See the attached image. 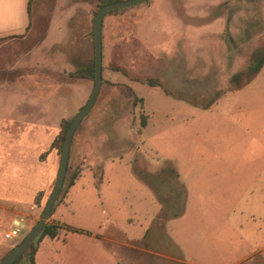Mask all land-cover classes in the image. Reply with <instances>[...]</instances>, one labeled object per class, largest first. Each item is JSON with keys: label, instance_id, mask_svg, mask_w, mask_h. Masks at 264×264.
I'll return each instance as SVG.
<instances>
[{"label": "rangeland", "instance_id": "obj_1", "mask_svg": "<svg viewBox=\"0 0 264 264\" xmlns=\"http://www.w3.org/2000/svg\"><path fill=\"white\" fill-rule=\"evenodd\" d=\"M96 10L83 0H34L24 34L0 41L7 143L0 199L27 206L32 198V226L58 171L60 152L50 145L60 122L92 91V80L69 74L93 61ZM101 37L102 85L69 149L68 164L81 175L67 205L52 211L71 231L65 245H48L42 264H114L105 246L120 264H225L242 254L236 223L245 221L249 188L264 177V64L243 88H228L230 75L264 45V0H146L107 12ZM135 78L157 79L169 93ZM218 89L225 93L201 108ZM167 165L180 179L154 177ZM251 203L257 210L255 196ZM28 230L5 242L0 259ZM92 235L105 237L104 245L88 241Z\"/></svg>", "mask_w": 264, "mask_h": 264}, {"label": "crops", "instance_id": "obj_2", "mask_svg": "<svg viewBox=\"0 0 264 264\" xmlns=\"http://www.w3.org/2000/svg\"><path fill=\"white\" fill-rule=\"evenodd\" d=\"M28 1L29 0H0V38H9L10 36H20L24 34L30 20L28 14ZM86 3L90 5L91 9H94L97 6L96 0L86 1ZM145 117H146L145 118V125H146L147 116L145 115ZM1 132L2 134L0 136V187L1 185L3 186L4 181L6 180V176L4 174V165H5V150H6L5 148L7 143L5 142L3 126L1 127ZM11 146L12 147L10 148H14L13 144ZM176 173H177V179H180V174L177 171ZM80 175H81V170L77 175L76 179L74 180L73 184L67 188L62 199L56 204L57 205L56 208H60L61 206L67 205L66 198H67L68 190L74 185L75 181L79 178ZM19 176L18 179L20 178ZM13 178L15 179V177ZM261 180L262 182L259 186L250 187L248 190L247 193L248 197L245 199L246 205H248L245 211L246 212L245 221L240 222L241 220L238 219L236 223V227L238 229V232L240 233L239 239L242 241L241 242L242 245L244 244V246L246 245L247 247L244 249L242 254L240 253L239 255L238 252L237 257H234L232 260L228 261L225 264H243L247 259L254 260L256 255L262 257V264H264V177H261ZM254 196L256 199L255 204L257 210L252 208L251 205ZM1 197L4 196L0 195V198ZM236 212L237 211H233V213ZM32 213H33L32 198H31V202H29L27 206H24V204H22V202L19 199H16L14 196L7 197L6 199L4 198L0 199V236H1L0 249L1 247L4 246L6 242L5 240L2 239V234L5 230L17 224L23 225L22 230L30 229L32 227V219H34L32 218L33 215ZM241 213L242 212H239V214ZM46 222L64 226L58 221L57 217L53 213H51V215L48 217ZM66 231H70V230L61 229L56 238L42 237L39 240V242L36 245V250L34 254V264L44 263L48 245H53L52 244L53 242H58L60 243V245L66 244L64 238ZM147 232L148 229L144 231V233L142 234L143 237H146ZM88 238H89L88 241H90L91 243L98 242L102 246L104 245L105 237L97 238L96 235H92L91 237ZM44 244H46L47 246H44ZM103 248L105 249V251L102 255H104V257L107 258L106 259L107 261H110L111 263L114 264H120L116 255L113 252H111L108 247L105 246ZM50 249H52L53 252L59 253V249L56 246H50L49 250ZM58 261L61 263L65 262L60 257H58ZM91 261H93V258H91ZM183 262L184 264H203L200 263V261H198L196 258H189L188 261H183ZM46 264H51V262L49 263L48 261L46 262Z\"/></svg>", "mask_w": 264, "mask_h": 264}, {"label": "trees", "instance_id": "obj_3", "mask_svg": "<svg viewBox=\"0 0 264 264\" xmlns=\"http://www.w3.org/2000/svg\"><path fill=\"white\" fill-rule=\"evenodd\" d=\"M33 1L34 0H29L28 1L29 19L31 18V11H32V3H33ZM83 1H90V0H83ZM117 1L118 0H96L97 9L100 8L103 5H106V4H109V3H113V2H117ZM96 12H97V10H96ZM96 12H94V17L96 15ZM111 12H115V10L114 11H110L109 13H111ZM93 21H94V18H93ZM30 24H31V20H29V23H28V26L26 27V30L30 26ZM17 37H19V36H10L9 38H17ZM3 39H6V38H0V41L3 40ZM263 64H264V45L261 46L258 49L253 50L251 52L250 57H249V61H248L247 65L245 66V68H243V69L233 73L232 75H230V77H229L230 87L228 88V91L239 90V89L243 88L245 85H247L248 83H250L254 79V77L258 74V72L262 68ZM114 69L118 70V68H114ZM69 75L72 78H78V79L79 78H86V79H90V80L93 81V79H94L93 61H92V63L90 65L81 66V67L76 68ZM134 80L135 81H140L141 83L147 84L149 86L160 87L163 91H165L166 93H169L168 89L166 87H164L161 84V82H159L157 79L146 78V79L142 80V79H139V78H135ZM224 93H225L224 90H221V89L216 90L213 93L212 96H210L202 105H200L201 108H203V109L209 108ZM131 95H132V98H133V102L142 101L140 98L135 96L132 92H131ZM145 118L146 117H145V115L143 113L140 114V127L141 128H143L145 126ZM71 120H72V118H70V119H62L61 120V122H60V131H59V133L57 134V136L55 137V139L52 141V143L50 145L51 148H57L60 153H61V148H62L63 140H64V137H65V133H66V130H67ZM80 170H81V168L79 166L71 167L67 163L63 184H62L60 193H59L57 199L55 200V203L53 205L51 213H52L54 207L56 206V204L63 197V195L66 192L67 188L70 185L73 184V182L76 179L77 175L79 174ZM154 177L156 179L160 180V181H164L167 178H175V179H177V173H176V170L172 166L167 165L164 168H160L159 171L156 174H154ZM42 195H43V193L41 191H39L35 195V197H34L35 204H39ZM180 198H181V191H175L173 193V195H171V203H175V204L178 203ZM51 213H50V215H51ZM165 213L166 212L163 213V211H162V212L159 213V216H161V214H165ZM176 215H178V213L174 212L172 217L176 216ZM61 229H66V230H70L71 231V229H69L67 227L60 226V225L53 224V223H49V222H45L41 232L35 237V239L29 245L27 250L15 262H13L12 264L20 261L22 258L24 259L22 264H34V254H35V250H36V245L39 242V240L42 237L56 238L58 236V234H59ZM6 254H4L1 257V259Z\"/></svg>", "mask_w": 264, "mask_h": 264}, {"label": "water", "instance_id": "obj_4", "mask_svg": "<svg viewBox=\"0 0 264 264\" xmlns=\"http://www.w3.org/2000/svg\"><path fill=\"white\" fill-rule=\"evenodd\" d=\"M145 0H122L113 3H109L101 6L97 9L96 15L94 17L92 26V36H93V66H94V79L92 91L85 102V104L80 108V110L72 117V120L66 130L65 137L63 140L59 167L54 180L51 192L46 200V203L40 213L39 218L34 223V225L28 230L20 242H18L1 260L0 264H12L16 261L33 242L35 237L41 232L45 222L47 221L55 200L57 199L66 172V167L68 163L69 149L74 132L80 122L86 117L90 109L92 108L95 100L98 96L102 85V21L103 17L107 12L120 10L127 7H132L143 3Z\"/></svg>", "mask_w": 264, "mask_h": 264}, {"label": "built area", "instance_id": "obj_5", "mask_svg": "<svg viewBox=\"0 0 264 264\" xmlns=\"http://www.w3.org/2000/svg\"><path fill=\"white\" fill-rule=\"evenodd\" d=\"M22 228V224L13 225L12 227L3 232L2 239L5 241L15 239L17 235L21 233Z\"/></svg>", "mask_w": 264, "mask_h": 264}]
</instances>
